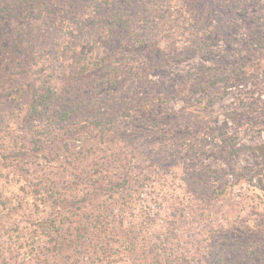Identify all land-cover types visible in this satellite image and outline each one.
<instances>
[{
    "label": "rangeland",
    "instance_id": "obj_1",
    "mask_svg": "<svg viewBox=\"0 0 264 264\" xmlns=\"http://www.w3.org/2000/svg\"><path fill=\"white\" fill-rule=\"evenodd\" d=\"M44 2L0 18V264H264V0H113L66 53L92 0Z\"/></svg>",
    "mask_w": 264,
    "mask_h": 264
},
{
    "label": "trees",
    "instance_id": "obj_2",
    "mask_svg": "<svg viewBox=\"0 0 264 264\" xmlns=\"http://www.w3.org/2000/svg\"><path fill=\"white\" fill-rule=\"evenodd\" d=\"M37 1V4H38V7L43 10V6H46V7H49L45 2L44 0H36ZM28 2L29 0H14L12 3H3V1H0V18L1 16H5L4 18L7 17V14H12L13 16H17L19 14L20 11L24 12V17H26V15L28 14V11H29V6H28ZM65 6L67 4H64ZM111 7H114L112 11H110L109 14H107V16L109 15H113L112 16V24L113 25H117L121 28H124V29H129L128 28V25H127V22H128V17H127V12H124V6L123 5H118V4H115L113 3V0H92V3H88V4H85L83 6V10L81 11V13L79 14H76L73 18V21L70 22L69 24V27H66L64 29V33L67 35L66 38H65V43H63L65 46L64 48L60 47L61 50H62V53H66V52H70V51H73L74 50V46H72V43H74V40L73 38L76 37L77 35H80L83 36L84 33H85V30L87 29V21L89 19H92V22L94 23H98L99 26L104 29L103 27H105V23L102 21V16L103 15H98V12L100 10H103V9H108V8H111ZM63 8V7H62ZM60 12H62V10L60 9L59 10ZM87 13L89 14V17H84V14L83 13ZM53 13V12H51ZM53 21H56L57 17H56V12L53 13ZM81 17H84V18H81ZM123 17H125V19H123ZM49 19H52V18H49ZM5 19H3L4 21ZM18 20V19H17ZM1 21V19H0ZM107 23H108V20H106ZM9 25L8 26H5V29L4 26H0V29L3 30V32L7 33V31L9 32V34L14 37L15 36V31H11V27H12V24H10V22L8 21ZM77 23L75 26L74 24ZM7 30V31H6ZM104 31V30H103ZM95 32H98L95 39H97L98 37L100 38H103V35L101 30L97 31L95 30ZM24 35L22 34L20 38H18V44L20 45V40L21 38H23ZM71 38V39H69ZM76 46V45H75ZM77 47V46H76ZM23 49V48H22ZM24 50V49H23ZM60 50V49H58ZM73 113L71 112L70 110H67V111H64L63 113L60 114V117H61V120L64 121L65 119L67 120V118L70 117V114ZM198 116L202 117L203 114H201L200 112L197 114ZM207 116H203V118H205ZM94 125H107L104 121L100 120V121H95L94 123H92ZM260 150V149H258ZM237 153V155H239L240 150L238 152H235ZM262 152H260V154H262ZM1 200L3 201V198H1V195H0V202ZM51 223V222H50ZM63 245H61L59 247V251L60 253H62L64 251V248H62ZM258 247V246H257ZM261 249V248H260ZM262 251V250H261Z\"/></svg>",
    "mask_w": 264,
    "mask_h": 264
}]
</instances>
